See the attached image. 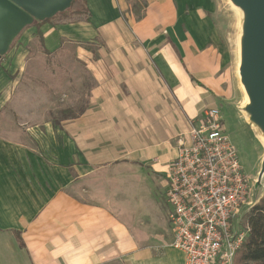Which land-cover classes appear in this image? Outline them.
Instances as JSON below:
<instances>
[{
    "label": "crops",
    "instance_id": "0c3cea01",
    "mask_svg": "<svg viewBox=\"0 0 264 264\" xmlns=\"http://www.w3.org/2000/svg\"><path fill=\"white\" fill-rule=\"evenodd\" d=\"M145 2L136 20L128 0H86L89 21L34 22L0 59V119L15 101L35 118L0 125V264H184L166 172L190 123L228 104L231 67L200 0ZM42 55L90 80L59 123L16 90Z\"/></svg>",
    "mask_w": 264,
    "mask_h": 264
},
{
    "label": "built area",
    "instance_id": "2783aa9c",
    "mask_svg": "<svg viewBox=\"0 0 264 264\" xmlns=\"http://www.w3.org/2000/svg\"><path fill=\"white\" fill-rule=\"evenodd\" d=\"M221 122L218 109L191 122L166 172L171 246L184 264H233L246 237L242 218L259 201Z\"/></svg>",
    "mask_w": 264,
    "mask_h": 264
},
{
    "label": "rangeland",
    "instance_id": "374dc122",
    "mask_svg": "<svg viewBox=\"0 0 264 264\" xmlns=\"http://www.w3.org/2000/svg\"><path fill=\"white\" fill-rule=\"evenodd\" d=\"M142 3V0H128L134 17L137 14L142 15ZM199 3L205 7L201 17L212 28L211 31L216 36L218 45L223 48L231 67L230 99L228 104H220L222 130L237 151L243 173L251 183L256 181L255 196L256 200H260L264 195V122L255 118L252 102L248 95L249 100L247 99L237 75L240 55L242 59L245 52L250 17L238 0H200ZM199 3L197 6H200ZM77 6L79 8L80 5ZM63 56L60 58L56 55H42L39 58L40 65H32L31 71L22 76L19 89H16L26 97V100L20 101L23 108L42 109V121L59 123L79 113L86 103L90 80L82 71L77 76H72L66 65L61 64L67 60V56ZM36 59L38 60L35 57L34 61ZM14 105L8 117L11 124L18 126L25 121H34V117L21 118L14 112L13 109L19 108V101L15 107ZM8 120L1 118L0 125L8 124ZM240 225L243 229L242 223Z\"/></svg>",
    "mask_w": 264,
    "mask_h": 264
},
{
    "label": "water",
    "instance_id": "95a60500",
    "mask_svg": "<svg viewBox=\"0 0 264 264\" xmlns=\"http://www.w3.org/2000/svg\"><path fill=\"white\" fill-rule=\"evenodd\" d=\"M74 0H0V59L34 22H44L71 8ZM249 14L248 38L240 76L255 118L264 122V0H238Z\"/></svg>",
    "mask_w": 264,
    "mask_h": 264
},
{
    "label": "trees",
    "instance_id": "16d2710c",
    "mask_svg": "<svg viewBox=\"0 0 264 264\" xmlns=\"http://www.w3.org/2000/svg\"><path fill=\"white\" fill-rule=\"evenodd\" d=\"M143 1L142 10L146 7ZM77 5H80L79 8ZM141 15H135L136 20L141 19ZM90 13L86 8V0H74L71 8L59 14L53 20L58 22H87ZM50 22V21H45ZM242 226L246 231V237L236 252L233 264H264V195L259 202L242 218ZM19 239V236H17Z\"/></svg>",
    "mask_w": 264,
    "mask_h": 264
},
{
    "label": "bare ground",
    "instance_id": "6f19581e",
    "mask_svg": "<svg viewBox=\"0 0 264 264\" xmlns=\"http://www.w3.org/2000/svg\"><path fill=\"white\" fill-rule=\"evenodd\" d=\"M237 8V7H236ZM237 10H239L238 8H237ZM241 12V14H242V17H244L243 16V12L242 11H240ZM241 67H242V59H241V55H240V60H239V63H238V72H237V74H238V77H239V80H240V83H241V86H242V88H243V90H244V92H245V94H246V96L247 95H249V93H248V90H247V88H246V86H245V84L243 83V81H242V78H241V76H240V69H241ZM247 99H248V96H247ZM246 100V99H245ZM249 100V99H248ZM245 102V101H244ZM246 102H247V100H246ZM263 177H264V175H263Z\"/></svg>",
    "mask_w": 264,
    "mask_h": 264
}]
</instances>
